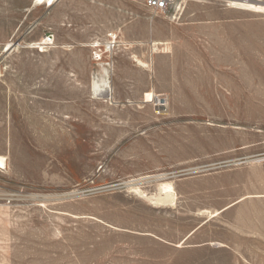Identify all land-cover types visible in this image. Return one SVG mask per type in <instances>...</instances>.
Wrapping results in <instances>:
<instances>
[{
    "label": "rangeland",
    "instance_id": "rangeland-1",
    "mask_svg": "<svg viewBox=\"0 0 264 264\" xmlns=\"http://www.w3.org/2000/svg\"><path fill=\"white\" fill-rule=\"evenodd\" d=\"M233 1L0 0V264H264V0Z\"/></svg>",
    "mask_w": 264,
    "mask_h": 264
},
{
    "label": "bare ground",
    "instance_id": "bare-ground-1",
    "mask_svg": "<svg viewBox=\"0 0 264 264\" xmlns=\"http://www.w3.org/2000/svg\"><path fill=\"white\" fill-rule=\"evenodd\" d=\"M40 1H49V0H40ZM53 1L54 0H51L50 3H52ZM233 4L241 5L242 6L241 8H243L244 6H247L249 8H252V7L253 8H257L256 5L252 4L251 2L250 3L247 2V0L233 1ZM259 8H261V7H259ZM107 68H104V75L102 76V79H101L102 83H99L98 81L95 80L94 87H95V90L97 92H99L100 90L102 92L104 91V93L105 92L106 93L109 92L107 88H108V85L110 83V80H109L110 76H109V71H108ZM101 87H103V88H101ZM105 87H107V88L105 89ZM4 165H5V158H4V156H0V166H4ZM161 178H162V175H159V176H155L154 179L158 180V179H161ZM132 184L133 183H131V182L128 183V185H132ZM160 186H161L160 187V193L154 194V195H148L144 191H141L138 187H136L135 189L137 190L138 193L142 194V196L146 197L151 202L156 203V205L157 204L167 205V204L174 203L175 199H176V194H175V190H174V187H173L172 183L171 182H165V183H162Z\"/></svg>",
    "mask_w": 264,
    "mask_h": 264
},
{
    "label": "built area",
    "instance_id": "built-area-1",
    "mask_svg": "<svg viewBox=\"0 0 264 264\" xmlns=\"http://www.w3.org/2000/svg\"><path fill=\"white\" fill-rule=\"evenodd\" d=\"M148 1V5L155 7L157 9L160 10H164L167 6V0H147ZM54 42V37L51 34H47L42 42L41 45L46 46V45H50Z\"/></svg>",
    "mask_w": 264,
    "mask_h": 264
}]
</instances>
